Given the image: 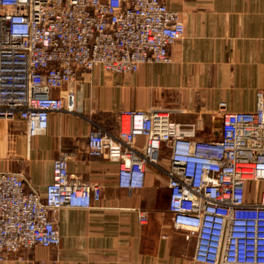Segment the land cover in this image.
Returning <instances> with one entry per match:
<instances>
[{"label":"built area","instance_id":"built-area-1","mask_svg":"<svg viewBox=\"0 0 264 264\" xmlns=\"http://www.w3.org/2000/svg\"><path fill=\"white\" fill-rule=\"evenodd\" d=\"M183 33L179 12L164 0H0V123L21 121L29 139L48 127L51 112L72 111L74 92L52 91L79 71L126 74L170 62L169 47ZM173 109H118L116 130L88 131L89 154L117 161L123 188L143 187L147 167L163 174L172 226L193 239L195 264H264V92L248 111L219 101V136L206 141L193 124L172 120ZM100 199V183L69 172L63 152L43 192L22 171L0 168V261L57 246V212ZM136 213L144 224L147 211Z\"/></svg>","mask_w":264,"mask_h":264},{"label":"crops","instance_id":"crops-1","mask_svg":"<svg viewBox=\"0 0 264 264\" xmlns=\"http://www.w3.org/2000/svg\"><path fill=\"white\" fill-rule=\"evenodd\" d=\"M164 1L184 23L182 37L169 47L170 62L144 63L123 75L99 67L79 71L77 81L52 91L64 96L72 90V111L50 113L48 127L28 139L25 167L16 169L43 192L52 159L66 153L69 172L100 183V201L57 212V246H34L21 251L23 259L11 255L0 264H195L193 239L172 226L163 174L147 167L143 187H120L117 161L89 154L87 133L93 125L116 130L115 111L122 107H162L170 96L179 97L172 120L193 124L199 140L217 138L219 101L248 111L264 92V0ZM143 142L138 135L137 144ZM138 208L147 211L144 224Z\"/></svg>","mask_w":264,"mask_h":264},{"label":"rangeland","instance_id":"rangeland-1","mask_svg":"<svg viewBox=\"0 0 264 264\" xmlns=\"http://www.w3.org/2000/svg\"><path fill=\"white\" fill-rule=\"evenodd\" d=\"M116 75H123V74H116ZM169 99L170 96L167 97V104L162 107L170 106L175 108L176 104L171 105ZM122 108H134V107H122ZM116 112L117 110L115 111V119L117 118ZM23 129L24 128L22 123L18 120L12 121L7 125L5 123H0V168L8 169V170H16L20 167H25L26 162L28 161L27 158L28 138L23 132ZM20 253L21 251L18 254H12V255H18L20 256L18 257L19 259H23Z\"/></svg>","mask_w":264,"mask_h":264}]
</instances>
